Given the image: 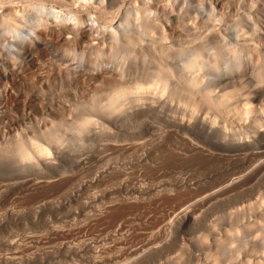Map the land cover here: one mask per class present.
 Returning a JSON list of instances; mask_svg holds the SVG:
<instances>
[{
    "label": "bare ground",
    "instance_id": "1",
    "mask_svg": "<svg viewBox=\"0 0 264 264\" xmlns=\"http://www.w3.org/2000/svg\"><path fill=\"white\" fill-rule=\"evenodd\" d=\"M243 5L226 17L224 0H0V171L26 193H61L66 220L45 234L78 235L53 251L38 237L9 241L0 264L56 253L66 264H264V0ZM37 6L53 13L17 42ZM128 144L144 170L168 159L223 172L208 185L133 182L122 162L133 150L88 169ZM115 177L113 195L91 191ZM107 220L113 229L82 238Z\"/></svg>",
    "mask_w": 264,
    "mask_h": 264
},
{
    "label": "rangeland",
    "instance_id": "2",
    "mask_svg": "<svg viewBox=\"0 0 264 264\" xmlns=\"http://www.w3.org/2000/svg\"><path fill=\"white\" fill-rule=\"evenodd\" d=\"M225 2H226V5H227V7H226V9H225V11H224V14H225V16L226 17H229V16H232L234 13H236V11L237 10H239V11H241V12H243L244 10H245V5H243L244 3H245V1H249V0H243L244 2L242 3V1L240 0H224ZM239 2H241V3H239ZM252 12V10H249V12ZM244 12H247V10H245ZM115 15H116V13H115ZM113 15H111L110 16V18L112 17ZM113 18H115L114 16H113ZM113 20V19H112ZM58 88V87H57ZM61 91L59 88L57 89V90H55L54 89V91L56 92H59V91ZM68 94L70 93V92H67ZM66 93V94H67ZM65 94V93H64ZM65 94V97L64 98H66V96L68 95H66ZM72 97H70V96H67V99L66 100H68L69 99V101L70 102H72V103H74V101H73V95H74V93H73V95H72V93L70 94ZM79 95V96H78ZM82 95V93H80V92H77V94L76 95H74V96H78V97H80ZM83 96V95H82ZM81 96V97H82ZM55 97L58 99L59 97L57 96V95H55L54 94V96H53V99H55ZM75 97V98H76ZM77 97V98H78ZM72 100H71V99ZM56 99V100H57ZM79 99V98H78ZM55 101V100H54ZM156 125V124H155ZM157 125L159 126L160 124H158L157 123ZM156 125V126H157ZM159 128V127H158ZM155 129H156V127H155ZM155 131V130H154ZM155 132H157V134L155 133ZM155 132H152L153 133V136H150V135H148V137L146 136L145 137V139L144 140H146V141H148L149 142V140L151 141L154 137H156L157 138V136L156 135H158V133H159V131H155ZM154 134H155V136H154ZM152 138V139H150V138ZM146 138H148V140L146 139ZM156 138H154V139H156ZM142 142L143 140H137V142ZM136 142V143H137ZM135 144H128V146H127V149H125V150H118L117 148H119V147H113L114 145H111L112 146V148H111V146L109 145L108 147L110 148V149H107L106 150V148H105V151H104V149H103V152H100V151H98L97 152V155H96V158L99 156V159H96V160H94L93 162L91 161V163H90V161H89V166L90 167H88V169H91L92 170V168H94V167H98V166H100L99 168H102L103 166H105L103 163H104V158L105 159H107V157L109 158H111L112 160H111V162L114 160H116V159H118V161L119 162H121L123 159H122V157L124 158V156H126L125 154H122V153H126L125 151H132L133 150V148L131 149L130 148V146H134ZM137 145V144H136ZM129 147V148H128ZM122 152V153H121ZM128 154H127V156L125 157V159L122 161V162H124V165L125 166H127V168L129 167L130 169H128V170H130V172L131 171H133V172H135V180H133V182H138L139 180H137V179H143V180H146V181H144V182H146L147 183V181L149 182V181H155V182H159L160 184H161V182L160 181H163V185H167V184H171V183H167V182H171L172 180V183H174V182H176L177 180L178 181H180L181 179H184V178H189V176H190V178H192V179H196V178H194L195 176H200L199 178H197V179H199L200 180V182H202L201 180H203V182H202V184H206L207 182V180H208V182L209 183H212L213 182V180L218 176V174L220 173V172H223L222 171V168H221V165L219 166L220 167V169H219V167L217 168V167H215L214 166V164H204L205 165V168H212V169H214L215 168V171H213L212 169H208V170H206L205 168H204V166H203V168H201L202 167V165H199V166H195V167H191V164H190V166H189V163H191V162H189L188 163V165H186V166H184L185 165V163H181L180 165L178 164V163H180L181 161H179V162H177V160H166L167 162H168V164H169V166H167L168 164L167 163H165V162H161L162 163V165L160 166H158V165H156V163H154V165L156 166H154L153 164H151L152 166H151V168H149L148 170H144V169H141L139 166H138V161H137V156H138V154H136V153H134V150H133V152H132V154H130L129 152H127ZM140 153V152H139ZM130 154V155H129ZM137 156H136V155ZM129 155V156H128ZM133 155V156H132ZM135 155V156H134ZM149 156V155H148ZM113 157V158H112ZM149 158V157H148ZM128 161V162H127ZM165 161V160H164ZM170 161V162H169ZM175 161V164H173V162ZM138 162V163H137ZM127 165H126V164ZM187 163V162H186ZM106 164V163H105ZM115 163H113V165H114ZM167 164V165H166ZM176 164H178V165H176ZM103 165V166H102ZM174 165V166H173ZM192 165H194V164H192ZM214 166V167H212V166ZM165 166V167H164ZM173 166V167H172ZM183 166V167H182ZM207 166H209V167H207ZM211 166V167H210ZM92 167V168H91ZM154 167H155V169H154ZM186 167H188V168H186ZM228 167V168H227ZM99 168H97V169H99ZM195 168V169H194ZM199 168V169H198ZM216 168H217V170H219V171H217L216 170ZM224 168H226V169H230L231 168V166L230 165H228L227 166V164L223 167V170H224ZM211 170V172H213L214 174H215V172L217 171V174H215V175H217L216 177H215V175L213 174H210V171ZM2 171V170H1ZM0 171V172H1ZM6 171H8V170H5V171H2L1 173H0V189H2V190H0V194H1V192H2V194H3V196L2 195H0V196H2V197H0V254H10L13 250H9L8 248H7V243L9 242V241H12V240H18V241H20V240H28L27 238L28 237H33L34 239H36V237H38L37 239H41L42 238V241H43V239L45 240L46 239V243H45V246L47 247V249L46 250H49V251H53V247L52 246H54V243L56 244L58 241H60V240H62L65 236H66V238H67V236L69 235V234H71V233H67V234H63V235H60V236H57V235H49V237L50 238H48V236L45 234L46 233V229H48L47 227H49L50 225H55V226H58L57 224H59L60 222L62 223V221L63 220H61V218L63 219V217L65 216L64 214L65 213H63L64 212V207H65V204H66V202L68 201V200H65V198L64 199H62V198H60L61 196V193H55L54 191L53 192H51V193H53V194H55L56 196L55 197H57L56 199H55V197H54V195L53 194H50V193H48V194H50V196L49 195H46V198H45V195L44 196H40L39 197V195H36V194H34V193H32V192H27L26 193V191H22V190H20L18 187H16V184H15V180H16V178L15 179H13L12 178V176L13 177H15L14 176V173L13 172H10V173H8V172H6ZM224 172H225V170H224ZM13 173V174H12ZM90 175V174H89ZM89 175H87L88 177H89ZM192 176V177H191ZM211 176H214V177H212V178H214L213 180H211L212 178H210ZM88 177L86 178V179H88ZM12 178V179H11ZM91 178V176L89 177V179ZM118 178V177H117ZM116 177L115 178H113V181H115L116 179H117ZM203 178H205L206 180L204 181V179ZM115 179V180H114ZM119 179H121V178H119ZM119 179H117L116 181H115V183L113 182V183H111V184H108V185H106L105 186V189H104V187L102 186L101 188H96V187H94V188H91V191L92 192H95V191H97V193H99V194H103V196H105V194H107V195H109V194H114V192H116V191H114V190H116V189H119V188H117V186H120L121 184V181H120V183H119ZM134 179V178H133ZM177 179V180H176ZM196 179V180H197ZM164 180H166V181H164ZM176 180V181H175ZM177 181V182H178ZM10 182H12V183H10ZM117 182H118V185H117ZM154 182V183H155ZM164 182H166V184H164ZM10 183V184H9ZM154 183H152V184H154ZM6 184V185H5ZM13 184H15V187H14V185ZM148 184V183H147ZM149 184H151L150 182H149ZM155 184H158V183H155ZM11 185V186H10ZM110 185V186H109ZM207 185H208V183H207ZM7 188H6V187ZM10 186V187H9ZM114 186V187H113ZM116 186V187H115ZM12 187H14V188H12ZM106 187H108V189L106 188ZM6 188V189H5ZM10 188H12V189H10ZM20 191H19V190ZM100 189V190H99ZM17 190V191H16ZM102 190V191H101ZM4 191H7V192H5V193H3ZM119 191V190H118ZM9 192V193H8ZM23 192V193H22ZM101 192V193H100ZM103 192V193H102ZM108 192V193H107ZM8 195H7V194ZM13 193V194H12ZM26 193V194H25ZM11 194H12V196H11ZM5 195H6V197H5ZM35 195V196H34ZM53 195V196H52ZM60 197H59V196ZM49 196V197H48ZM9 197V198H8ZM35 197H37V198H39V199H37V198H35ZM51 197V198H50ZM53 197V198H52ZM106 197V196H105ZM7 198V199H6ZM42 198V199H41ZM60 198V199H59ZM35 199V200H34ZM59 199V200H58ZM109 199V198H108ZM36 200H38L37 202H36ZM43 200V201H42ZM2 201V202H1ZM35 203H34V202ZM6 202V203H5ZM11 202V203H10ZM61 203V206L63 205V208L60 206V204H58V203ZM64 202H65V204H64ZM173 202H175V201H173ZM173 202H172V204L170 203L169 205L170 206H168V205H166V208L164 207L163 208V212H161V213H157L156 215L159 217H161V214H162V216L164 217L165 216V218H164V221L165 220H167L168 218H166L167 217V215H169V214H173L172 212H174V210H176V208L179 206V202H175L174 204H173ZM8 203V204H7ZM37 203V204H36ZM34 204V205H33ZM176 204V205H175ZM177 204H178V206H177ZM6 205V206H5ZM8 205V206H7ZM33 205V206H32ZM173 205V206H172ZM213 206H211L210 208H208L207 209V213H208V215L210 214V216H207L208 218H210V219H216V218H218V217H220L221 216V212H222V208L223 207H220L218 204H217V208H216V204L214 205V204H212ZM4 206H5V208H4ZM59 206V207H58ZM176 208H175V207ZM32 207V208H31ZM61 207V208H60ZM213 207V208H212ZM61 209V211H62V213H60L59 212V210ZM66 208V207H65ZM165 209V210H164ZM12 210V211H11ZM169 213H168V212ZM213 211V212H212ZM57 212H59V215H60V219L58 218V215H56V217H55V214H57ZM168 214H167V213ZM210 212V213H209ZM42 213V214H41ZM164 213V214H163ZM206 213V214H207ZM213 215H212V214ZM62 214V215H61ZM171 215H169L168 217L170 218V216ZM212 215V216H211ZM63 216V217H62ZM217 216V217H216ZM40 217V218H39ZM42 217V218H41ZM53 217H55V218H53ZM66 217L67 216H65L64 217V219L66 220ZM124 217V216H123ZM127 217V218H126ZM130 216H128V215H126L123 219H124V221L126 220V221H129L130 220V218H129ZM159 217V218H160ZM163 217H161V219L159 220V222L161 221L162 222V219H163ZM48 219L50 220V222H48ZM54 221H53V220ZM58 219V220H57ZM55 220H57L56 221V223H55ZM61 220V221H60ZM169 220V219H168ZM45 221H47V223L45 222ZM51 221H52V223H51ZM164 221L162 222V223H164ZM58 222V223H57ZM109 222H111V221H108L107 220V222L106 221H104V222H101V223H99V225H98V227L96 228V229H93V231L92 230H88V231H84L85 233H83L84 235L82 236V234H81V236H82V238H85V239H88L87 237L89 236V237H91L92 235H97V234H99L100 232H106L107 230L109 231V230H111V229H113L114 227L113 226H115L114 224H112V222L111 223H109ZM166 222H168V221H165V223ZM48 223H49V226H48ZM51 223V224H50ZM162 223H159L158 225L160 226ZM45 224H47V226H46V228H45ZM113 226H112V225ZM59 225H61V224H59ZM162 225H164V224H162ZM159 226H157L156 228L158 229V227ZM111 227H113V228H111ZM99 228V229H98ZM98 229V230H97ZM100 229H102V230H100ZM46 230V231H45ZM100 230V231H99ZM107 231V232H108ZM145 233H148V231L149 230H143ZM141 232V233H144V232ZM90 232V233H89ZM99 232V233H98ZM87 234H88V236H87ZM74 235V233H72V235H69L68 236V240L71 242H75L76 240V237L78 236H73ZM75 235H76V233H75ZM41 236H43V237H41ZM47 236V238H45V237ZM53 236V237H52ZM61 236H63V238L61 237ZM71 237V238H70ZM60 238V240H57V239H59ZM48 239V240H47ZM49 241V242H48ZM3 246H6V247H3ZM52 247V248H51ZM33 249H35V248H33ZM56 255H57V253H56ZM56 255H54V256H52L51 257V259L49 258V260L48 259H44L43 260V262L42 263H39V264H51V261H52V264H53V261H54V264H60V263H62V264H66L65 262H64V260H66L65 259V257L64 256H62V254L60 255V254H58V255H60L59 257H57ZM62 256V257H61ZM61 257V258H60ZM64 257V260H62V258ZM48 258V257H47ZM52 258H53V260H52ZM55 258V259H54ZM59 259H61V261L62 262H60V260ZM60 262V263H59ZM64 262V263H63ZM67 264H71V263H67Z\"/></svg>",
    "mask_w": 264,
    "mask_h": 264
},
{
    "label": "clouds",
    "instance_id": "3",
    "mask_svg": "<svg viewBox=\"0 0 264 264\" xmlns=\"http://www.w3.org/2000/svg\"><path fill=\"white\" fill-rule=\"evenodd\" d=\"M53 10L51 9H44L40 6H37V8L34 10V19L32 20V27L26 30H16L12 33V35L16 38L17 42L24 37V36H35V30L39 26L38 20L41 16H44L46 14H52ZM27 42V41H25Z\"/></svg>",
    "mask_w": 264,
    "mask_h": 264
}]
</instances>
